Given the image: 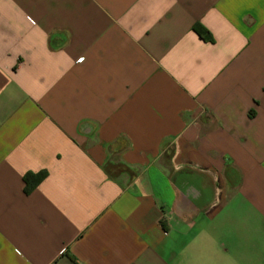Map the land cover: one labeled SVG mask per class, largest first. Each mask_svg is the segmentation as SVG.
<instances>
[{
	"label": "crops",
	"instance_id": "obj_1",
	"mask_svg": "<svg viewBox=\"0 0 264 264\" xmlns=\"http://www.w3.org/2000/svg\"><path fill=\"white\" fill-rule=\"evenodd\" d=\"M0 264H264V0H0Z\"/></svg>",
	"mask_w": 264,
	"mask_h": 264
},
{
	"label": "trees",
	"instance_id": "obj_2",
	"mask_svg": "<svg viewBox=\"0 0 264 264\" xmlns=\"http://www.w3.org/2000/svg\"><path fill=\"white\" fill-rule=\"evenodd\" d=\"M196 32L204 41H211L210 35L204 28H202L199 24L193 26L192 29ZM46 174L41 172L39 174H27L23 177L24 182V193L29 195L38 184L45 178Z\"/></svg>",
	"mask_w": 264,
	"mask_h": 264
}]
</instances>
